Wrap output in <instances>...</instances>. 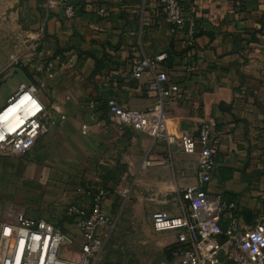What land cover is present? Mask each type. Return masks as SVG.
<instances>
[{
	"label": "crops",
	"instance_id": "0c3cea01",
	"mask_svg": "<svg viewBox=\"0 0 264 264\" xmlns=\"http://www.w3.org/2000/svg\"><path fill=\"white\" fill-rule=\"evenodd\" d=\"M185 2L187 15L199 23L192 49L172 36L153 0H71L70 20L59 8L47 12L43 0H0V68L11 55V75L44 84L40 101L64 117L28 154L11 157L6 173L0 171V185L11 190V211L0 213V225L18 215L52 225L65 220L71 204L89 209L87 191L100 188L108 190L109 218L124 190L141 209L180 215L168 186L198 185V155L168 150L164 141L106 121L108 99L131 111L152 105L147 78H132L131 61L159 54L167 56L169 83L181 90L165 105L169 134L196 137L202 124L210 127L215 168L205 192L235 204L246 224L264 215V1ZM44 19L37 59L29 46ZM149 152L164 162L142 170ZM66 221L56 229L65 242L79 240L67 259L73 261L81 238Z\"/></svg>",
	"mask_w": 264,
	"mask_h": 264
},
{
	"label": "built area",
	"instance_id": "2783aa9c",
	"mask_svg": "<svg viewBox=\"0 0 264 264\" xmlns=\"http://www.w3.org/2000/svg\"><path fill=\"white\" fill-rule=\"evenodd\" d=\"M127 1V0H124ZM146 4L150 0H138ZM164 23L175 39L187 49L196 43L199 23L187 15L185 0H153ZM264 1V0H259ZM42 7L62 10L66 20L75 16L71 0H43ZM98 14L103 16L104 10ZM45 19L29 46L34 58L40 59V41L44 36ZM165 54L133 59L131 76L135 81L147 78L146 95L153 101L143 111H131L119 106L113 99L106 101V121L119 129L148 135L152 142L164 141L168 150L186 155H198V185L188 188L168 186L175 195L171 203L180 215L173 216L166 211H156L150 216L153 232L173 233L174 240L170 260L164 264H264V215H258L251 224H246L241 212L233 203H224L220 196H208L204 187L211 182L215 168V155L211 142V130L202 124L196 137L182 134L171 136L167 128L168 113L165 105L181 90L170 84L163 63ZM50 68V65H47ZM27 96L25 108L20 110L10 123H0V158L23 157L30 152L37 141L46 136L57 122L64 117H55L37 95L34 85H20L6 100L0 110H7ZM27 103L29 105L27 106ZM164 160L147 153L141 169L163 164ZM129 194L128 190L122 192ZM89 209L76 204L66 207L64 217L79 231L81 243L75 260L58 257L65 236L53 225L41 219L16 216L0 225V264H130L125 262H103L102 251L107 243L113 223L104 211L108 193L100 188L88 190ZM225 222V228L221 226Z\"/></svg>",
	"mask_w": 264,
	"mask_h": 264
},
{
	"label": "rangeland",
	"instance_id": "374dc122",
	"mask_svg": "<svg viewBox=\"0 0 264 264\" xmlns=\"http://www.w3.org/2000/svg\"><path fill=\"white\" fill-rule=\"evenodd\" d=\"M0 71V75L4 72L3 75L6 76L0 79L1 110L6 105V100L17 91L20 84H29L22 73L11 75V55L5 66L0 68ZM32 85L37 88L38 96L46 94L47 87L44 84L36 85L33 83ZM10 168L11 158H0L1 173H6ZM135 200L132 193L123 195L121 192L117 203L112 207L110 219L113 228L102 251V261L130 264H164L169 260L174 234H157L153 232L150 224L152 211L145 207L141 209L137 205L135 206ZM134 207L136 209H133ZM7 211H11V190L2 184L0 185V213L6 214ZM66 220L57 219L51 224L62 230L66 225ZM78 242L79 240L64 242L59 249L58 257L67 260L75 255Z\"/></svg>",
	"mask_w": 264,
	"mask_h": 264
},
{
	"label": "bare ground",
	"instance_id": "6f19581e",
	"mask_svg": "<svg viewBox=\"0 0 264 264\" xmlns=\"http://www.w3.org/2000/svg\"><path fill=\"white\" fill-rule=\"evenodd\" d=\"M27 99V96H24L21 100L17 103L10 105L7 110L2 111L0 115V123L6 122V124L10 123L13 118H15L16 114L25 108L24 104ZM29 103H27V106ZM10 112V113H8ZM8 113V114H7Z\"/></svg>",
	"mask_w": 264,
	"mask_h": 264
},
{
	"label": "trees",
	"instance_id": "16d2710c",
	"mask_svg": "<svg viewBox=\"0 0 264 264\" xmlns=\"http://www.w3.org/2000/svg\"><path fill=\"white\" fill-rule=\"evenodd\" d=\"M241 215L243 216V214L241 213ZM244 215H245V213H244ZM68 221H70L71 222V220H68ZM171 251H172V247H171V249H170V254H171ZM169 260H170V256H169ZM168 260V261H169Z\"/></svg>",
	"mask_w": 264,
	"mask_h": 264
},
{
	"label": "water",
	"instance_id": "95a60500",
	"mask_svg": "<svg viewBox=\"0 0 264 264\" xmlns=\"http://www.w3.org/2000/svg\"><path fill=\"white\" fill-rule=\"evenodd\" d=\"M64 241H66V239H64Z\"/></svg>",
	"mask_w": 264,
	"mask_h": 264
}]
</instances>
